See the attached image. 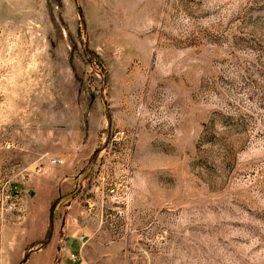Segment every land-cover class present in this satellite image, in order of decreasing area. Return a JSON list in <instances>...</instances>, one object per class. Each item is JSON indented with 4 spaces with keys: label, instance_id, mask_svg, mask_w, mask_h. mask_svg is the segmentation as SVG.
<instances>
[{
    "label": "rangeland",
    "instance_id": "rangeland-1",
    "mask_svg": "<svg viewBox=\"0 0 264 264\" xmlns=\"http://www.w3.org/2000/svg\"><path fill=\"white\" fill-rule=\"evenodd\" d=\"M64 172L85 264H264V0H0V264Z\"/></svg>",
    "mask_w": 264,
    "mask_h": 264
},
{
    "label": "crops",
    "instance_id": "crops-1",
    "mask_svg": "<svg viewBox=\"0 0 264 264\" xmlns=\"http://www.w3.org/2000/svg\"><path fill=\"white\" fill-rule=\"evenodd\" d=\"M49 182V190L45 196V216H51L47 219L44 230L39 231L32 227L22 233L17 249L14 252L13 259L20 260L25 251L26 257L20 264H85L82 261L84 256L96 258L94 255H86L88 250L86 242L88 240L89 220L82 218L85 211L81 208L78 200L79 197L75 191L68 189V186H75L77 189V176L66 174L64 172L60 177L47 178ZM62 212L61 217L57 218L58 211ZM43 223V222H42ZM48 225V226H47ZM48 227V228H47ZM48 232V240L42 247L28 248L30 242L40 239ZM70 252L75 254L72 259L68 256Z\"/></svg>",
    "mask_w": 264,
    "mask_h": 264
},
{
    "label": "built area",
    "instance_id": "built-area-1",
    "mask_svg": "<svg viewBox=\"0 0 264 264\" xmlns=\"http://www.w3.org/2000/svg\"><path fill=\"white\" fill-rule=\"evenodd\" d=\"M47 161H48V163H51V164H60L63 162V158L60 155L54 154V155L47 156ZM12 187L15 188L16 185L13 184ZM7 197L9 198V200L7 202V205H6V209L11 210L15 207V203H16V200L18 198V195H17L16 191L14 190V192L12 194H9ZM68 256L72 259L75 258V254L73 252H70L68 254Z\"/></svg>",
    "mask_w": 264,
    "mask_h": 264
},
{
    "label": "trees",
    "instance_id": "trees-1",
    "mask_svg": "<svg viewBox=\"0 0 264 264\" xmlns=\"http://www.w3.org/2000/svg\"><path fill=\"white\" fill-rule=\"evenodd\" d=\"M96 152H97V150H93L91 155L96 154ZM47 240H48V232L45 231V234L43 235V237H41L40 239H37V240H34V241L30 242L29 245H28V248L42 247L47 242ZM25 257H26V251H25L23 257L20 260H18L16 263H14V264H20L25 259Z\"/></svg>",
    "mask_w": 264,
    "mask_h": 264
}]
</instances>
